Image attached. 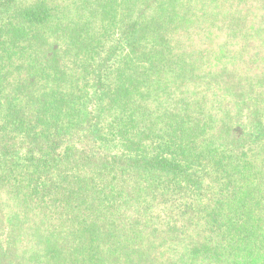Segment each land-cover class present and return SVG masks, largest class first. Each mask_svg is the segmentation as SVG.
Wrapping results in <instances>:
<instances>
[{"label": "trees", "instance_id": "trees-1", "mask_svg": "<svg viewBox=\"0 0 264 264\" xmlns=\"http://www.w3.org/2000/svg\"><path fill=\"white\" fill-rule=\"evenodd\" d=\"M0 264H264V0H0Z\"/></svg>", "mask_w": 264, "mask_h": 264}, {"label": "rangeland", "instance_id": "rangeland-1", "mask_svg": "<svg viewBox=\"0 0 264 264\" xmlns=\"http://www.w3.org/2000/svg\"><path fill=\"white\" fill-rule=\"evenodd\" d=\"M110 148H112V150H116L117 148H120V147H119L117 144H114V143H113V145H111ZM28 173H30V174L33 173V170H29ZM48 173H49V174L52 173L51 175H52L53 177H54V176H57V177L59 178V176L57 175V174H58L57 172H51V173H50V172H46V173H45L44 171H41V172H39L38 174H39V175H43V176H45V175L48 174ZM38 174H37V175H38ZM10 199H11V198H10ZM24 228H26V226L23 224L22 227H21L18 231L23 232V231H24Z\"/></svg>", "mask_w": 264, "mask_h": 264}]
</instances>
